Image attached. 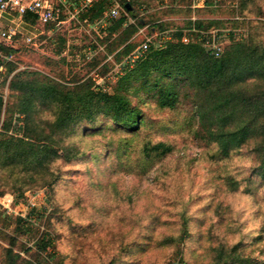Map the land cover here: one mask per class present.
<instances>
[{"label": "rangeland", "instance_id": "obj_1", "mask_svg": "<svg viewBox=\"0 0 264 264\" xmlns=\"http://www.w3.org/2000/svg\"><path fill=\"white\" fill-rule=\"evenodd\" d=\"M47 1L54 19L34 23L43 34L31 42L7 46L0 26V139L23 138L17 112L28 83L125 98L140 126L87 108L55 133L58 107L37 102V131L58 152L37 172L0 168V264H264L261 139L224 156L203 138L194 90L161 108L157 74L144 86L131 72L143 45L176 43L177 33L220 55L243 42L264 48V0H104L97 18L103 0ZM240 86L263 91L264 77ZM159 144L171 151L153 150Z\"/></svg>", "mask_w": 264, "mask_h": 264}, {"label": "trees", "instance_id": "obj_2", "mask_svg": "<svg viewBox=\"0 0 264 264\" xmlns=\"http://www.w3.org/2000/svg\"><path fill=\"white\" fill-rule=\"evenodd\" d=\"M104 6L103 0L99 3L98 14L94 18L104 14ZM95 7L93 11L96 10ZM25 18L34 23L37 21L32 14ZM123 22L119 21L117 28L122 27ZM175 36L178 42H168L157 48L150 46L144 52L147 54L145 57L137 58L138 63L131 71L135 74V79L144 78L146 86L149 74H157L151 89L161 108H175L183 91L186 95V91L194 90L195 95H198L196 99L199 100L197 111L200 124L206 131L203 138L215 143L219 152L227 156L245 144L251 138L250 135H257L261 142L258 143L256 152L261 159V167L264 168V90L251 93L236 89L240 84L242 88V83L248 77H264V48L251 42L237 43L217 56L214 50H206L203 44L192 41L184 43L183 33ZM6 48L0 46V52L7 50ZM11 52H14L13 49H10ZM167 80L173 82L166 83ZM22 95L17 114L20 115L18 120L23 123V138L10 136L0 139V168H22L26 172H37L44 163L50 162L57 155L54 143L45 144L42 131H37L39 125L33 120L37 102L42 106L58 107L56 120L49 125L51 129H55V133L63 132L78 117L82 118L83 111L87 108H91L88 114L91 118L99 112L128 128L138 130L140 126L139 112L129 110L125 98L115 99L102 93L98 95L91 90L63 93L55 84L32 83L23 87ZM111 101L115 103L108 108L107 103ZM102 102L109 111L101 107ZM8 124L3 127L4 130L11 128L12 121ZM153 150L167 153L171 151V147L159 144ZM43 244L46 248L47 243Z\"/></svg>", "mask_w": 264, "mask_h": 264}, {"label": "built area", "instance_id": "obj_3", "mask_svg": "<svg viewBox=\"0 0 264 264\" xmlns=\"http://www.w3.org/2000/svg\"><path fill=\"white\" fill-rule=\"evenodd\" d=\"M0 12L7 13L19 18H25L26 15L32 14L37 18L40 25H48L54 19V10L52 4L47 0H0ZM20 37L27 42H31L35 38L29 37L16 28H10L7 31L1 32V38L6 42L7 46H12L16 37ZM13 48V47H12ZM149 48L148 44L143 45L142 52ZM219 55V52L216 53ZM4 70V66L0 65V72Z\"/></svg>", "mask_w": 264, "mask_h": 264}, {"label": "crops", "instance_id": "obj_4", "mask_svg": "<svg viewBox=\"0 0 264 264\" xmlns=\"http://www.w3.org/2000/svg\"><path fill=\"white\" fill-rule=\"evenodd\" d=\"M36 21L35 23H37ZM0 26L5 27L6 31L10 28L17 29L21 33L36 38L43 34L41 26L35 25L34 22H28L26 18L0 12Z\"/></svg>", "mask_w": 264, "mask_h": 264}, {"label": "water", "instance_id": "obj_5", "mask_svg": "<svg viewBox=\"0 0 264 264\" xmlns=\"http://www.w3.org/2000/svg\"><path fill=\"white\" fill-rule=\"evenodd\" d=\"M126 7H127V9L130 11L131 10V8H130V5L129 4H127L126 5Z\"/></svg>", "mask_w": 264, "mask_h": 264}]
</instances>
